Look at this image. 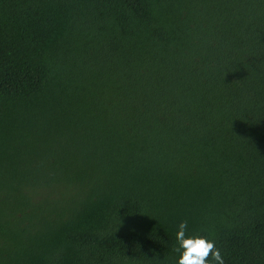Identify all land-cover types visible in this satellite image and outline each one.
Masks as SVG:
<instances>
[{"label":"trees","instance_id":"obj_1","mask_svg":"<svg viewBox=\"0 0 264 264\" xmlns=\"http://www.w3.org/2000/svg\"><path fill=\"white\" fill-rule=\"evenodd\" d=\"M184 220L264 264V0H0V264H177Z\"/></svg>","mask_w":264,"mask_h":264},{"label":"clouds","instance_id":"obj_2","mask_svg":"<svg viewBox=\"0 0 264 264\" xmlns=\"http://www.w3.org/2000/svg\"><path fill=\"white\" fill-rule=\"evenodd\" d=\"M179 254L177 264H224V258L213 239L199 232H188V221L179 223L176 232Z\"/></svg>","mask_w":264,"mask_h":264},{"label":"rangeland","instance_id":"obj_3","mask_svg":"<svg viewBox=\"0 0 264 264\" xmlns=\"http://www.w3.org/2000/svg\"><path fill=\"white\" fill-rule=\"evenodd\" d=\"M42 130H31V129H24V130H5L3 133L5 134V139L7 141H19L20 138H25L27 147L34 148L33 150L36 151L35 153L28 154V157L30 159H38L39 157H48V146L44 145L40 142L42 138H39L38 141H32L33 138L30 136V133H36ZM44 132V131H42ZM47 132V131H46ZM45 133V132H44ZM68 134L72 135L75 143L72 145L74 149L81 148L83 146V143L86 139V136L88 135L87 132L83 130H74V131H68ZM66 146V145H65ZM69 146V147H72ZM89 155L93 156L97 152L92 146H89Z\"/></svg>","mask_w":264,"mask_h":264}]
</instances>
